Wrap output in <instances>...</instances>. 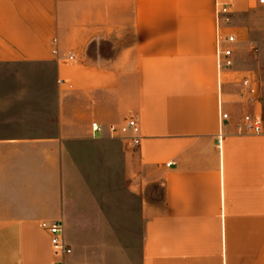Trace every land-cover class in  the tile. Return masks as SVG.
I'll list each match as a JSON object with an SVG mask.
<instances>
[{
	"label": "crops",
	"instance_id": "0c3cea01",
	"mask_svg": "<svg viewBox=\"0 0 264 264\" xmlns=\"http://www.w3.org/2000/svg\"><path fill=\"white\" fill-rule=\"evenodd\" d=\"M215 2L0 0V264H52L53 222L64 264H132L116 206L129 166L162 187L141 213L140 264H264V129L238 128L246 114L264 127V83L219 70ZM229 3L239 67L264 0ZM129 118L135 131L110 137Z\"/></svg>",
	"mask_w": 264,
	"mask_h": 264
},
{
	"label": "built area",
	"instance_id": "2783aa9c",
	"mask_svg": "<svg viewBox=\"0 0 264 264\" xmlns=\"http://www.w3.org/2000/svg\"><path fill=\"white\" fill-rule=\"evenodd\" d=\"M263 0H260L262 2ZM230 3L229 0H216L215 2V20H216V40H215V54H216V64L220 69H229L233 66V48L232 45L236 41L234 33L230 31H225L228 27L230 21ZM56 40H53V43ZM51 53L57 55L56 50L53 48ZM69 58L72 59V55H69ZM241 91L238 92V97L242 102H250L254 100L253 96L256 93V83L249 76H243L240 79ZM219 117L221 120L226 119V113L219 112ZM243 130H251L254 133H260L263 127L262 117L259 115L246 114L243 117L242 125L238 126ZM136 129V121L129 118L125 125L123 126H114L111 125L108 129L109 135L116 136L118 133H121L124 137V133L128 131L133 132ZM100 130L98 123L93 122L91 125V134L95 135ZM139 144V137L130 133L128 135V145L130 147H135ZM47 232L49 234V242L51 244V253L53 256L52 264H64V257L70 254L71 247L63 239L62 234V225L58 222H53L46 226Z\"/></svg>",
	"mask_w": 264,
	"mask_h": 264
},
{
	"label": "rangeland",
	"instance_id": "374dc122",
	"mask_svg": "<svg viewBox=\"0 0 264 264\" xmlns=\"http://www.w3.org/2000/svg\"><path fill=\"white\" fill-rule=\"evenodd\" d=\"M231 18V15H229ZM264 18V13H257L252 18V24H255L259 19ZM230 25V21L228 23ZM257 35V34H256ZM260 43L246 42L247 52L242 53L240 56L235 57L238 61L239 67L235 64L232 69L238 71H246L250 69L255 73L260 74L259 78L264 83V34L258 38ZM237 56V54H236ZM238 58V59H237ZM3 66L0 65V69ZM264 92V90H263ZM264 96V93H263ZM127 171V188L128 194H117L116 206L119 209V215L125 212L126 208L129 209V223L127 225H121L119 227L120 237L129 238L130 241L124 243L125 250L129 252L130 260L132 264H140V218L142 210L148 204H156L162 198V187L155 183H148L144 185L142 180L135 175L133 167H126ZM121 217V216H120ZM126 239V240H129Z\"/></svg>",
	"mask_w": 264,
	"mask_h": 264
}]
</instances>
